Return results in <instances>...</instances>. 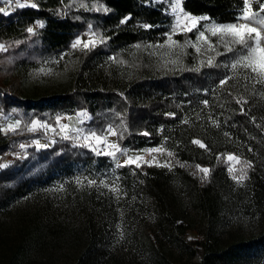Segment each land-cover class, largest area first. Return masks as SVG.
Listing matches in <instances>:
<instances>
[{"label": "trees", "instance_id": "16d2710c", "mask_svg": "<svg viewBox=\"0 0 264 264\" xmlns=\"http://www.w3.org/2000/svg\"><path fill=\"white\" fill-rule=\"evenodd\" d=\"M31 1L37 7L18 8L9 15L0 13V43L8 49L0 52V113L20 122L15 132L0 131V157L21 151V144L44 137L42 132L28 130L33 121L56 126L58 115L69 110L72 114L88 111L92 116L89 127L97 136L113 128L121 149L140 151L165 141L174 156L173 170L145 165L119 170L121 185L129 195H135L137 203L139 199L144 200L149 210L156 213L157 227L170 221L175 230L174 241L192 249L201 247L203 264H254L264 259V95L257 89L244 87L242 82L220 83L228 76L227 66L243 55L244 50L232 45L233 51L229 52L220 37H211V44L215 46L210 51L214 59L212 66L207 64V56L187 47L177 73L164 71L150 75L151 68L145 60L132 61L119 50L130 45L144 47L165 43L172 25L168 9L175 0ZM181 2L188 14L208 17L218 24L238 21L245 7L244 0ZM253 6L259 9L257 0ZM34 26H37L36 31L27 32ZM88 30L97 34L100 43L80 52L81 60L71 90L46 99L38 88L31 91L24 70L69 52L76 39ZM196 35L188 32L177 38L186 42ZM101 55H112L118 64L132 70L126 84L119 83L111 74L100 79L94 89L81 85L84 78L90 76L95 59ZM241 99L246 103H237ZM193 109L211 114L217 126L195 122ZM54 140L51 148L31 147L26 159L17 158L0 170V206L23 196L33 183L49 180L72 165L112 166L108 158L97 156L89 149L74 147L58 136H54ZM193 140L202 141L214 156L208 159L207 150L196 146ZM229 154L251 165L245 166V187L231 195L227 190L226 156ZM197 166L209 168L206 179L197 173ZM180 187L188 194L189 207L202 217L204 233L192 223H177L174 205L181 195ZM76 201L86 213L91 229L90 246L77 264H98L103 248L95 243L93 214L107 201L93 186L77 193ZM231 201L253 209L257 217L260 232L251 243L229 246L221 243L226 210L232 207V204L229 206ZM191 230L199 231L204 238L187 241L186 234Z\"/></svg>", "mask_w": 264, "mask_h": 264}, {"label": "rangeland", "instance_id": "374dc122", "mask_svg": "<svg viewBox=\"0 0 264 264\" xmlns=\"http://www.w3.org/2000/svg\"><path fill=\"white\" fill-rule=\"evenodd\" d=\"M154 1L160 2V0ZM254 1L250 0V3L252 9L257 10L253 6ZM7 5L6 12H10L15 10L17 3L9 2ZM176 5L177 0L173 1L168 9L172 25L165 43L144 47L130 45L119 50L122 56L132 61L140 58L145 60L150 65L151 69L148 71L150 75L161 74L164 71L177 73L181 68L182 56L187 47L194 48L196 52L207 56L208 59L211 57L213 62V55H210L212 50L208 41L211 42V37L220 36L211 35L208 29L212 25H228L218 24L208 19L199 20L197 26L190 31L197 34L196 38H190L186 42L180 41L177 36L188 33L186 26L191 25V21L184 20L183 17L185 14L192 15L183 9L181 0H179V7L173 11ZM260 18H264V13H260ZM178 20L180 21L179 27H177ZM241 22L243 21L239 18L234 23ZM31 28L34 31L37 30V26ZM200 31L205 33L208 41L199 39ZM93 33L95 32L88 30L82 33L76 41L81 40L86 43L93 40L95 41L94 45H89L88 48L84 47V43L75 48L72 46L69 52L49 58L40 65L26 68L24 73L29 89L34 91L37 90L35 88H38L40 95L45 99L59 97L70 91L78 72L81 60L80 52L100 43V38ZM172 41L177 43L173 44ZM161 45L163 47H160ZM113 58L112 55L97 57L93 67L89 70L90 76H85L81 85L94 89L100 79L111 74L119 83L126 84L132 70L123 64H118ZM233 63L227 66V78L231 77L228 81L234 84L242 82L244 87L249 86L252 89H257L260 94L264 95V84L245 79V76L249 74L244 69L234 71L231 68ZM70 111L56 117V126L50 125L51 128L56 129L55 132L51 128L48 130L37 128L35 131H30L31 133L42 132L44 137L33 140L29 144H23L25 147L21 148V151L7 153L0 157V170L10 166L17 158L26 159L27 151L31 147H35L37 150L51 148L55 143L54 136L71 142L74 147L86 148L97 156L108 158L112 166L96 168L95 166L72 165L63 172L56 173L49 180L33 183L23 196L15 197L6 205L0 206V264H77L85 256L90 246L91 229L86 213L77 205L76 195L83 189H90L92 186L107 201V204L93 214L92 227L96 234L95 243L103 248V257L98 264H203L201 247L192 249L175 242L172 237L175 230L170 221L167 220L162 226L157 227L156 213L149 210L148 204L144 200L139 199L137 203L135 195H129L120 182L121 173L119 170L124 167L133 170L145 165L173 170L175 167L174 156L165 141L140 151L121 149L119 146V151H117L109 147L111 144L118 145L117 135L110 134L109 128L103 135L106 142L99 143L90 135L94 132L88 125L92 119L91 114L88 111H77L72 114ZM82 113L84 115H81ZM192 113L193 120L201 123L202 126L203 124L209 127L217 126V121L211 114H205L196 109H193ZM58 118H60L59 121ZM17 121L14 117L0 113V128H6L9 124L15 125ZM64 124L69 126L68 139H65V133L60 131V126ZM73 130H79V132ZM85 136L88 139H85ZM36 141H39L41 145H47V147H38ZM153 148H160L162 151H149ZM107 152H115V157L106 155ZM206 153L208 159L214 156L210 150H207ZM129 156L142 157V160L138 161L140 167H136L135 164H126L125 161ZM227 156V178H229L227 190L228 195H231L237 189L245 187V178L238 183L232 177L241 175L240 169H243L245 176L246 168L241 159L240 163H236L227 160ZM200 168H209L199 167L197 170L202 179H206L209 172L205 174L200 171ZM229 168H232V172H229ZM88 181L96 183L89 185ZM113 187L118 188L119 191H113ZM181 191V195L174 205L177 223L185 225L192 223L197 230L200 229L204 233L202 217L191 206V208L189 207L187 204L188 194L182 189ZM231 204L232 207L229 210L225 209L227 217L225 227L221 232L222 245L251 243L260 232L253 209H246L241 204L235 205L234 201H231L229 206ZM200 237L199 231L191 230L186 234L187 241ZM254 264H264V259Z\"/></svg>", "mask_w": 264, "mask_h": 264}, {"label": "snow or ice", "instance_id": "6c2138e0", "mask_svg": "<svg viewBox=\"0 0 264 264\" xmlns=\"http://www.w3.org/2000/svg\"><path fill=\"white\" fill-rule=\"evenodd\" d=\"M257 3L259 4V9L253 10L250 0H244V9H243V14L240 17V20L243 21L241 23H234V24H228V25H212L208 31L211 33L213 36H220L221 41L224 43L225 48L227 51L231 52L233 51L232 45H239L243 50L244 54L241 55L236 61L231 65V68L235 71L237 69H244L249 75L245 76V79H251L254 83H260L264 84V18H260V13H264V3H261L260 0H257ZM26 5L24 4H19V7H25ZM31 7L35 8L37 5L35 3L30 5ZM179 7V0H177V5L175 8H173V11H176V9ZM104 11H108L107 9H104ZM180 11H183L180 9ZM0 13H4L7 15L8 13L5 12L3 8H0ZM184 20H190L191 25L186 26V31H192L198 24L199 20H207L209 19L208 17H192L187 14L183 17ZM126 21H121V23H124ZM180 26V21L178 20L177 22V27ZM40 27H43L41 24ZM147 27V26H146ZM27 32L33 33L34 29L29 27L27 29ZM93 35H97L93 33ZM227 38V39H226ZM199 39L208 41V37L205 35L203 31L199 32ZM169 40H171V37H169ZM103 40L101 39V43ZM84 43V47L88 48L89 45H94L95 41L90 40L88 42H82L81 40H77L74 44L73 47H77V45ZM173 44H176V41H172ZM210 44V49H214V45H211V42L208 41ZM136 47H139L137 45ZM160 47H163L161 45ZM8 49L7 47L3 44L0 43V52H6ZM197 51H199V48H197ZM115 59V58H113ZM202 64L204 63L203 61L201 62ZM208 66H212V58L210 57L207 61ZM231 79V77H228L224 80H221L220 83L221 85H226L228 83V80ZM207 104V101L204 102ZM237 103L243 104L246 103V101L237 100ZM81 115H84L83 113ZM60 118H58L59 121ZM20 126V122L17 121L15 125L9 124L6 128H0V131H3L7 133L8 131L15 132ZM37 128H43L45 130H48L51 128L50 125L46 123H41L40 121H33L31 126L28 128L29 131H35ZM68 129L69 126L67 124L61 125L60 126V131L64 132V138L68 139ZM53 132L56 131L55 128H51ZM76 132H79V130H73ZM109 133L112 135H116V131L114 129L109 128ZM91 137H94L97 142L99 143H104L106 142L103 136H97L95 132L90 133ZM144 135H147V133H144ZM85 139H88L87 136L84 137ZM194 144L199 145L201 148H206L207 146L200 140H193L192 141ZM38 147H47V145H41L39 141L35 142ZM21 148H24L25 145L21 144ZM109 147L116 149L119 151V147L116 144H111ZM149 151L151 152H160L162 149L160 148H153L150 149ZM99 154V153H98ZM106 155H110L115 157V152H107L105 153ZM171 155V153H169ZM142 160V157L136 156V157H131L129 156L127 160L125 161L126 164H135L136 167H140V164L138 161ZM227 160L229 161H235L236 163H240V158L229 154L227 156ZM246 167H250L251 165L248 162H244ZM120 166V165H118ZM199 168V166H197ZM200 171L207 174L209 172V169L207 168H200ZM229 172H232V168H229ZM241 175L236 176L233 175V179L236 180L238 183L243 181L245 176L243 174V169H240ZM79 182V181H78ZM95 181H88L89 185L95 184ZM107 187V185H105ZM115 192H118L119 189L116 187H113L112 189Z\"/></svg>", "mask_w": 264, "mask_h": 264}, {"label": "crops", "instance_id": "0c3cea01", "mask_svg": "<svg viewBox=\"0 0 264 264\" xmlns=\"http://www.w3.org/2000/svg\"><path fill=\"white\" fill-rule=\"evenodd\" d=\"M9 2L12 3V4H16L17 3V6H16L15 10L18 9V8H22V7H19V4H24V5H26L25 7L30 6L31 4H33V2L31 0L26 1V2H22L20 0H2V6H0V8L5 9V12H6L7 6H8L7 4ZM15 10H11L10 12H7L8 13L7 15L13 13ZM2 14H4V13H2Z\"/></svg>", "mask_w": 264, "mask_h": 264}]
</instances>
